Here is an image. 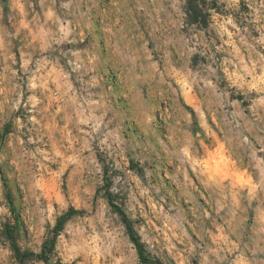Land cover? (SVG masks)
Wrapping results in <instances>:
<instances>
[{
  "label": "rangeland",
  "instance_id": "obj_1",
  "mask_svg": "<svg viewBox=\"0 0 264 264\" xmlns=\"http://www.w3.org/2000/svg\"><path fill=\"white\" fill-rule=\"evenodd\" d=\"M12 1L0 264H264V0H207V24L188 0H57L66 37L32 55Z\"/></svg>",
  "mask_w": 264,
  "mask_h": 264
},
{
  "label": "crops",
  "instance_id": "obj_2",
  "mask_svg": "<svg viewBox=\"0 0 264 264\" xmlns=\"http://www.w3.org/2000/svg\"><path fill=\"white\" fill-rule=\"evenodd\" d=\"M10 6L13 8L16 17L14 23L21 32L20 40L29 41L28 44H26L27 42L21 43V47L24 44L32 47L34 51H31V55L46 53L48 48L52 46L54 37L57 39L66 37L59 31L65 23L62 18L64 10L61 9V13H59L57 0H13ZM54 22L57 25L55 35L51 33ZM5 28L6 26L0 21V31ZM1 39L4 40L5 38L2 36ZM40 66L52 68L51 61L40 64Z\"/></svg>",
  "mask_w": 264,
  "mask_h": 264
},
{
  "label": "trees",
  "instance_id": "obj_3",
  "mask_svg": "<svg viewBox=\"0 0 264 264\" xmlns=\"http://www.w3.org/2000/svg\"><path fill=\"white\" fill-rule=\"evenodd\" d=\"M208 1L207 0H188L187 4H186V13H187V19L190 23L192 24H207V20L210 16L211 13H209L208 11ZM8 198L10 203L12 204V208L14 209L13 206V201L11 198V194L8 193ZM108 198L110 203L112 204V206H114V208L122 215L123 220L127 226L129 235L132 239V241L135 243L140 258L148 263L150 261H152V259L149 257L144 243L141 240V237L138 235L133 222L131 220V218L127 215L126 211L119 206L117 203H115L114 198H113V194L109 193L108 194ZM76 212L75 209H71L70 211H68L67 213L63 214L60 219L58 220V223L55 227V233L58 234L59 231H61L66 222L69 220V218ZM16 250H19L18 247H16ZM154 264H165L163 261L156 259L155 261H153Z\"/></svg>",
  "mask_w": 264,
  "mask_h": 264
}]
</instances>
